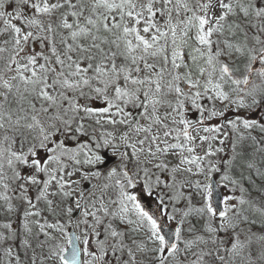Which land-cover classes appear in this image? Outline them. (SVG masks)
I'll return each mask as SVG.
<instances>
[{
    "label": "snow or ice",
    "instance_id": "snow-or-ice-1",
    "mask_svg": "<svg viewBox=\"0 0 264 264\" xmlns=\"http://www.w3.org/2000/svg\"><path fill=\"white\" fill-rule=\"evenodd\" d=\"M0 264H264V0H0Z\"/></svg>",
    "mask_w": 264,
    "mask_h": 264
}]
</instances>
